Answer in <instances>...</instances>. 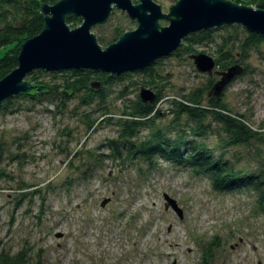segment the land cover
<instances>
[{
    "label": "rangeland",
    "instance_id": "374dc122",
    "mask_svg": "<svg viewBox=\"0 0 264 264\" xmlns=\"http://www.w3.org/2000/svg\"><path fill=\"white\" fill-rule=\"evenodd\" d=\"M153 1L167 14L178 0ZM235 26L212 30L211 41L195 45L194 54L216 58L222 39L245 37ZM137 27L116 10L91 31L106 48L119 32ZM191 54L176 51L153 65L164 80L156 104L164 115L153 116L159 128L174 122L171 101L219 78L198 71ZM234 55L241 60V53ZM242 65L248 71L228 85L223 98L257 128L264 121V46L251 50ZM142 80L135 74L107 86L110 117H102L92 132L84 115L100 116L101 109L78 99L62 109L52 101L16 99L9 111H0V250L42 264H201L203 249L218 236L220 247L209 264H264V211L255 188L214 190L207 174L161 156L153 163L136 158L124 164L110 157L109 144L120 137L116 122L124 104L140 96ZM209 99L206 92L202 104ZM205 122L215 131L206 140L213 148L220 127L210 117ZM147 133L143 129L134 141ZM226 154L240 173L256 178L264 172V131L251 147ZM164 195L178 202L183 218L166 209ZM105 199L110 201L103 207Z\"/></svg>",
    "mask_w": 264,
    "mask_h": 264
},
{
    "label": "trees",
    "instance_id": "16d2710c",
    "mask_svg": "<svg viewBox=\"0 0 264 264\" xmlns=\"http://www.w3.org/2000/svg\"><path fill=\"white\" fill-rule=\"evenodd\" d=\"M58 1L60 0H0V50H5L0 58V81L19 66V47L42 32L44 27L42 5H54ZM232 1L245 2L249 6L264 10V0ZM80 20L82 23L81 18L68 16L66 22L70 26ZM236 27L243 28L245 37L225 38L217 45L218 55L215 59L220 70H226L235 64L242 65L243 61L249 58L251 50L264 46L263 34L251 32L241 25L234 28ZM212 30L189 35L182 41L178 52L194 54L195 45L211 41ZM121 34L122 32H119V36L108 45L116 42ZM236 51L241 53V60L234 55ZM242 66L244 74L248 67ZM135 74L143 75L142 83L156 93V100L152 104H146L138 96L134 101L124 104L121 118L116 122L120 128V137L110 142V157L124 164L136 158L153 163L157 156H161L177 165L190 167L197 174H207L214 190L230 191L245 186L253 187L257 192L259 207L264 211V172L256 175V178L246 176L237 170L226 154L233 147H251L254 142L261 139L264 121L255 128L246 116L236 114L229 108L224 102L223 95L221 98L211 96L217 80H210L206 86L185 95L179 101H171L172 108L169 111L174 117V122L167 128H159L153 118L164 115L156 109V104L163 98L158 84L164 80L154 72L153 65L117 78L91 69H68L57 72L36 70L26 77L32 88L20 96L7 99L4 105H0V111H9L16 99L28 100L33 104L52 101L58 109L65 108L70 101L78 99L84 106L97 104L101 109L100 116L94 117L91 113L84 115L85 124L89 132H92L102 117L108 118L107 121L110 117L107 107L110 89L107 86ZM206 92L210 99L208 104L204 105L202 101ZM208 117L219 125L221 131L217 134L219 137L217 146L213 148L206 142L208 136L215 132L211 124L205 122ZM143 129L148 131L147 136L134 141ZM219 247L220 239L215 236L203 249L201 264H209ZM0 264L42 263L32 262L20 253L9 255L0 250Z\"/></svg>",
    "mask_w": 264,
    "mask_h": 264
},
{
    "label": "water",
    "instance_id": "95a60500",
    "mask_svg": "<svg viewBox=\"0 0 264 264\" xmlns=\"http://www.w3.org/2000/svg\"><path fill=\"white\" fill-rule=\"evenodd\" d=\"M116 10L136 21L138 27L103 48L91 30L106 23ZM42 13V32L19 47V66L0 81V105L30 90L32 84L26 77L36 70L91 69L117 78L173 55L186 37L200 31L241 25L264 35V10L230 0H178L167 14L153 0H60L54 5L43 4ZM68 16L81 18L82 24L71 29L66 22ZM162 20L169 25H161ZM190 57L198 71L219 77L210 93L216 98H221L228 85L244 72L240 64L218 70L216 59L205 53ZM140 98L146 104L154 103L156 93L142 87ZM164 198L166 209L172 208L183 218L178 202L168 195ZM109 201L105 199L102 206Z\"/></svg>",
    "mask_w": 264,
    "mask_h": 264
}]
</instances>
